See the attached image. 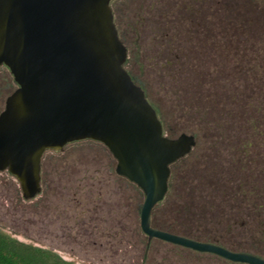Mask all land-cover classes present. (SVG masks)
<instances>
[{
    "label": "rangeland",
    "instance_id": "374dc122",
    "mask_svg": "<svg viewBox=\"0 0 264 264\" xmlns=\"http://www.w3.org/2000/svg\"><path fill=\"white\" fill-rule=\"evenodd\" d=\"M237 4L244 12L245 2L238 1ZM112 5L119 13L117 23L128 50L125 67L157 109L167 134H191L198 128L196 123L219 122L221 111L227 115L226 107L220 108L218 101L225 93L226 84L230 91L235 90L234 83L199 82L208 81L211 74L231 71L230 67H218L220 71L211 67L227 62L222 55L221 60L218 56L214 58L216 50L224 54L225 47L222 46L227 40L226 35L217 33L212 26L207 30H196L197 25L193 26V32L184 31L178 35L175 45L190 46L191 49L194 46L195 61L199 59L205 63L198 67L183 66L182 58L174 62L173 52L167 50L169 38L162 32L164 28L185 26L180 23L182 4L179 1L114 0ZM258 5L264 6V0ZM204 9L205 14L211 16L216 8ZM214 16L212 18L216 20V14ZM213 43L216 48L211 50ZM177 52L175 50L174 55ZM170 57L171 61L165 63ZM231 64H235L234 61ZM187 68L198 71L192 75L199 81H188L193 78L184 77L183 71ZM207 106L210 113L202 115ZM221 148L223 155L218 158L215 154L212 159L207 157L209 149L202 147L173 167L171 189L176 193L169 204L156 207V214L161 213L167 220L166 225L175 229L185 223L178 214L181 206L187 205L189 212L197 213L192 230L203 240L220 239V244L231 249L264 255V175L261 177L255 167L251 170L242 161L231 159L228 149L225 152L224 147ZM215 164L224 165L226 170L222 182H218L224 188L220 190L238 186L246 192L245 198H249L244 205L248 212L241 214L236 223L229 217L226 220L229 213L222 221L214 214L215 217L206 213L200 217V208L196 206L195 210L191 196L187 195L191 190L206 189L202 177L206 166ZM116 165L110 151L95 141L75 142L59 152L47 151L42 160L43 189L30 201L23 199L21 185L14 176L9 172L0 173V231L20 241L51 249L74 264H236L157 239L152 240L146 253L148 238L140 225L144 193L137 185L119 176ZM259 179H263L260 190ZM194 199L197 204L195 196ZM222 202L227 203L228 210L229 200ZM217 211L220 216L225 212L223 209ZM184 220L188 221V218Z\"/></svg>",
    "mask_w": 264,
    "mask_h": 264
},
{
    "label": "water",
    "instance_id": "95a60500",
    "mask_svg": "<svg viewBox=\"0 0 264 264\" xmlns=\"http://www.w3.org/2000/svg\"><path fill=\"white\" fill-rule=\"evenodd\" d=\"M113 0H0V65L18 85L0 115V171L20 183L26 201L42 191L47 151L92 140L117 161L116 173L145 200L140 225L157 239L236 264L264 258L152 227V212L168 192L170 167L196 147V137L165 135L144 89L125 68L128 51Z\"/></svg>",
    "mask_w": 264,
    "mask_h": 264
},
{
    "label": "trees",
    "instance_id": "16d2710c",
    "mask_svg": "<svg viewBox=\"0 0 264 264\" xmlns=\"http://www.w3.org/2000/svg\"><path fill=\"white\" fill-rule=\"evenodd\" d=\"M259 1L260 0L247 1V3L244 4V12L241 10L242 7L240 8L241 14H243L242 20L240 22L232 23L231 33L226 35L227 40L224 41L222 46L225 47V50H222L224 54H219V50H216L214 53V58L218 56V59L220 58L221 60L220 56L222 55V57L227 59V62L226 64L215 63L211 67H215L214 69L219 71L221 70L219 69L220 67H230L231 71H220L218 74L216 73V75L213 76L211 74L208 81H199L198 79H195V75L192 74L197 73V70L187 68L183 72L184 77L193 78L192 80L188 81H199L200 83L231 82L234 83L233 85H235V90L230 91L226 84L224 87L225 93L221 94L218 101V103H220V108L225 109L226 107L227 115L221 111L222 117L220 116L221 119H218L219 122L196 123L198 128L194 131H191V134L196 136L197 144L193 151L185 158L191 157L198 149L200 150L202 147H205V150L209 149V156L207 157L212 159V155L215 154L218 158L223 153L220 150L222 149L221 147H224L225 152L228 149L227 153L231 159H238L239 161H242L246 166L251 167V170L252 167H255L257 171L259 170L262 177L264 175V6L258 5ZM232 61H234L236 65L231 64ZM203 65H205V63L200 62L198 65L193 66L198 67ZM127 71L130 75H132L128 69ZM199 76L202 77L203 74H200ZM207 76L208 74L205 75V78ZM206 100H209V98ZM153 107L155 108L154 105ZM205 112H209L208 106L202 115H204ZM226 120H229L230 122H226ZM163 126L166 133V127L164 124ZM230 147H233V149ZM177 163H175L174 166ZM225 172L226 170L224 165L221 166V164H215L213 167L211 165H207L206 173L202 177L203 182L205 183L203 185L206 187V189L191 190V192H189L187 195H190L191 199L193 200L191 203L193 204L192 207L195 210L196 206L200 208V212L198 211L200 217L205 213L210 217H215L217 215L216 218L222 221L229 213L226 217V220H229L230 218L232 222L236 223L241 214H246L248 212V209H246L244 205L246 203L245 201L248 202L249 198H245L246 192L241 190V188L239 189L238 186L232 188L231 190H220L223 187L218 182H222L221 178L224 177ZM173 175L174 171L170 179V190L168 192L167 198L162 203H160L161 206L169 204L176 193L171 189L172 180L174 179ZM223 179V182L226 184L225 178ZM259 180L260 184L257 186L260 190L262 188V180ZM253 195L255 194L253 193ZM194 196L197 199V204H195ZM198 200H200L201 203ZM227 200H229L228 210L226 207L227 203L222 202ZM219 206L221 207L219 208ZM156 207L152 212L153 228L166 230L176 235L184 236L200 242L218 244L228 250L237 251L220 244V239L205 241L203 238L197 236L195 234L196 232L192 230L193 223L196 224L195 216L197 215L192 207L190 209L193 211H190V213L189 206H181L179 214L178 212L177 214L181 215L180 218L183 222L187 223V225L182 223L180 219L182 224L180 223L181 226H178V228L175 229H171L166 225L167 220L163 219L161 213L156 214ZM219 209H223V211H225L221 214V216L219 215V211H217ZM213 211H216V213ZM184 218H188V221H185ZM189 222H191V224ZM198 222L200 223L201 221ZM149 248L150 244L147 246L146 253L148 252ZM241 251L264 258V255L245 250ZM0 264L74 263L63 259L59 254L51 249L20 241L7 233L0 231Z\"/></svg>",
    "mask_w": 264,
    "mask_h": 264
},
{
    "label": "flooded vegetation",
    "instance_id": "af4514ba",
    "mask_svg": "<svg viewBox=\"0 0 264 264\" xmlns=\"http://www.w3.org/2000/svg\"><path fill=\"white\" fill-rule=\"evenodd\" d=\"M169 1H173V2L179 1L182 4V8L180 9L181 13L179 15V18L181 21L180 22L181 25L185 24V26L181 27V28L179 26L178 27H176V26L170 27L168 29L164 28V31H162V32L165 33V37L169 38L167 50H169L170 52H173L172 56H174V58H175L174 62H176L175 60H177L178 58H180V59L182 58L185 61L182 63L183 66H193V65L195 66V65H198L201 61L199 59H198V61H195V57H197V56L194 53H192L194 46L192 45L193 48L191 49L190 46H187V47L180 46L179 47V46L175 45L174 41L176 40L177 37H179L178 35H182L184 31H186V32L189 31L188 33L193 32V30H194L193 26L194 25L198 26L195 28L196 30L197 29L198 30L199 29L207 30V29H210L212 26V29L217 30L216 31L217 33L229 35L231 33L232 23L233 22H240L242 20V15H243V14H241V11H240L241 7L239 6V4H237V6H236L235 3L238 1H239V3H240V1L246 3L249 0H169ZM113 2H114V0L111 3V7H112L113 15H114V22H115L116 28L118 30L119 37L125 45V41H124L125 39L122 36V31L120 30V27L117 23L119 13L117 12V10H115L113 8V5H112ZM204 7H207L208 9H211V10L214 8H216V9L214 12H212L211 16H209L208 14H205L206 11H205ZM185 10H188V11L183 12ZM182 12H183V14H182ZM214 14H216V16H217V19H216L217 21L215 19H213V18H215ZM212 15H213V18H212ZM199 19H201V20H199ZM186 24L189 27L186 26ZM123 33L125 34L124 31H123ZM212 33H213V35H215L214 31ZM188 44H191V43H188ZM213 45L214 46H213V48H211V50L216 48V43H213ZM175 50H176V52L178 51L180 53L178 54V52H177L174 55ZM171 57L168 58L169 60L167 59V61L165 63H169L171 61ZM201 57H204V56L202 55ZM178 63H179V61H178ZM131 77L135 81V83L138 84L136 79L133 77V75H131ZM139 86H141V85H139ZM17 88H18V85H17V83L14 79V76L11 73L10 69L4 64L0 65V115L6 108L7 99L16 91ZM163 129H164V126H163ZM164 133H165V130H164ZM165 135L169 138L178 137V136H173V135H169L166 133H165ZM190 135H193V134H190ZM88 141H92V140H88ZM177 162H175V163H177ZM174 164H172L170 167V178H169V183H168V192L170 190V179H171V175L173 174ZM2 172L7 173L8 171H0V173H2ZM42 174H43V167L41 170V187L43 189V176H42ZM122 178H124V177H122ZM132 184H134V183H132ZM168 192L165 196V199L167 198ZM158 230H161V229H158ZM162 231H166V230H162ZM166 232H168V231H166ZM169 233H172V232H169ZM172 234H174V233H172ZM235 252H242V251H235Z\"/></svg>",
    "mask_w": 264,
    "mask_h": 264
}]
</instances>
